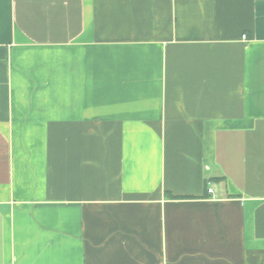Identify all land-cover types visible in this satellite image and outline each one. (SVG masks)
<instances>
[{"label": "crops", "instance_id": "obj_1", "mask_svg": "<svg viewBox=\"0 0 264 264\" xmlns=\"http://www.w3.org/2000/svg\"><path fill=\"white\" fill-rule=\"evenodd\" d=\"M0 264H264V0H0Z\"/></svg>", "mask_w": 264, "mask_h": 264}, {"label": "built area", "instance_id": "obj_2", "mask_svg": "<svg viewBox=\"0 0 264 264\" xmlns=\"http://www.w3.org/2000/svg\"><path fill=\"white\" fill-rule=\"evenodd\" d=\"M209 192L212 193V189H210Z\"/></svg>", "mask_w": 264, "mask_h": 264}]
</instances>
